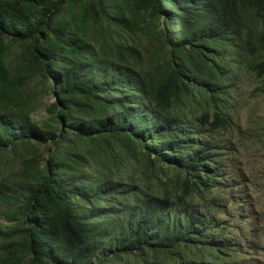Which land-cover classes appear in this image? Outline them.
<instances>
[{"label":"trees","instance_id":"trees-1","mask_svg":"<svg viewBox=\"0 0 264 264\" xmlns=\"http://www.w3.org/2000/svg\"><path fill=\"white\" fill-rule=\"evenodd\" d=\"M248 81L264 0H0V264H264Z\"/></svg>","mask_w":264,"mask_h":264},{"label":"rangeland","instance_id":"rangeland-1","mask_svg":"<svg viewBox=\"0 0 264 264\" xmlns=\"http://www.w3.org/2000/svg\"><path fill=\"white\" fill-rule=\"evenodd\" d=\"M244 90L247 91L245 93V99H243L242 105L239 107L238 111L240 113V118L242 119V122L244 121V127H246L248 120L250 119L251 115L253 116V126L257 129L261 130L264 122V97H261L259 99H250L249 94L252 89L256 87V84H253V81H248L247 83H243ZM55 100L49 99L48 104H52ZM254 107L257 108L258 112H254ZM259 108V110H258ZM45 113V110H43L41 113L38 114V118H42ZM259 146L255 147V150L258 149ZM259 154H262L261 151L257 152ZM246 156H249V152H246L244 150L241 151L240 156L237 158L239 161L245 162ZM264 246V244H262ZM245 246H247L245 244ZM258 253L260 254V260L264 263V250H258ZM254 252H251V255H254ZM240 256H246L253 258L250 255L247 254H241Z\"/></svg>","mask_w":264,"mask_h":264},{"label":"clouds","instance_id":"clouds-1","mask_svg":"<svg viewBox=\"0 0 264 264\" xmlns=\"http://www.w3.org/2000/svg\"><path fill=\"white\" fill-rule=\"evenodd\" d=\"M241 125L243 126V122L241 123ZM237 129V128H236Z\"/></svg>","mask_w":264,"mask_h":264}]
</instances>
